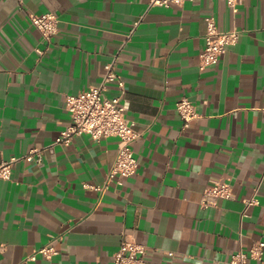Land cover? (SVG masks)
Instances as JSON below:
<instances>
[{"label": "crops", "instance_id": "0c3cea01", "mask_svg": "<svg viewBox=\"0 0 264 264\" xmlns=\"http://www.w3.org/2000/svg\"><path fill=\"white\" fill-rule=\"evenodd\" d=\"M150 2L0 0V150L45 149L42 163L18 161L0 179V264H114L125 237L147 247L148 264H231L264 241V0L236 11L227 0ZM48 12L60 18L50 43L31 20ZM209 16L242 35L201 70ZM116 56L140 167L107 185L119 138L55 142L71 123L67 96L99 85ZM107 95H121L116 83ZM185 96L200 113L188 128ZM215 181L233 198L205 207ZM48 244L52 259H30Z\"/></svg>", "mask_w": 264, "mask_h": 264}, {"label": "built area", "instance_id": "2783aa9c", "mask_svg": "<svg viewBox=\"0 0 264 264\" xmlns=\"http://www.w3.org/2000/svg\"><path fill=\"white\" fill-rule=\"evenodd\" d=\"M184 0H151L150 6L170 8L183 4ZM230 7L237 10V0H227ZM33 25L41 32L44 40L50 43L59 32L60 18L55 12L45 14H31ZM207 31L205 47L200 54V69L205 70L211 65L218 64L227 53L228 47L235 45L241 38L238 29L225 31L220 29L214 16L206 18ZM140 22L137 23L136 27ZM136 29V28H135ZM135 29L132 31L135 32ZM40 53H44L39 50ZM118 56L105 66V74L99 85L92 86L77 94L67 96V109L71 115L70 125L61 133L55 144L69 146L76 136L90 135L94 140L101 141L107 137H117L120 140L119 151L114 165L109 173L107 185L117 182L124 185L126 178L135 175L140 167L135 155L133 143L139 137L136 129L137 122L127 116V105L123 93L125 81L117 69ZM112 83H116L121 95L109 97L107 92ZM177 111L184 121V128L200 117L197 105L189 97H182L177 102ZM45 149L35 147L29 153L4 159L0 150V179L11 180L15 163L21 160L42 163ZM86 187L98 188L87 184ZM233 198L232 185L224 181H215L205 191L202 204L205 207L217 206L221 199ZM247 208L257 204L256 199L246 200ZM58 253L55 245L48 244L36 251L30 259L36 260L38 254L52 259ZM147 247L136 240L125 237L121 247L114 254V264H148L146 260ZM264 257V241L252 245L249 250H239L233 253L231 264H247L249 260H262Z\"/></svg>", "mask_w": 264, "mask_h": 264}]
</instances>
